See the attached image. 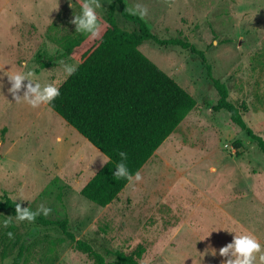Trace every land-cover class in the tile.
I'll return each instance as SVG.
<instances>
[{
  "label": "rangeland",
  "instance_id": "1",
  "mask_svg": "<svg viewBox=\"0 0 264 264\" xmlns=\"http://www.w3.org/2000/svg\"><path fill=\"white\" fill-rule=\"evenodd\" d=\"M113 1L98 0V24ZM123 1L129 11L137 4L147 9L142 19L159 38H182L203 52L205 62L180 47L151 41L138 47L196 107L141 168L139 182L128 183L106 207L94 205L79 191L105 156L97 157L47 105L15 101L6 76L32 70L39 82L59 87L68 77L61 61L77 62L47 58L88 35L71 23L83 0H0V198L33 210L50 207L46 219L66 221L70 233L107 261L113 258L107 251L141 247L139 264H222L219 248L242 232L253 234L264 252V156L225 110L212 111L218 95L206 69L227 86L231 103L245 105V125L264 138V0ZM115 18L123 29L136 27L119 10ZM26 234L22 264H94L59 229L1 213L0 264L11 263Z\"/></svg>",
  "mask_w": 264,
  "mask_h": 264
},
{
  "label": "trees",
  "instance_id": "2",
  "mask_svg": "<svg viewBox=\"0 0 264 264\" xmlns=\"http://www.w3.org/2000/svg\"><path fill=\"white\" fill-rule=\"evenodd\" d=\"M117 10L124 20L135 24L134 30L119 26L115 18ZM145 41L161 47H180L205 62L203 52L187 40L162 39L153 34L141 17L131 14L123 0H114L108 5L97 36L88 34L68 42L62 53L47 58L53 61L70 57L77 62L76 72L61 83L60 95L47 106L109 158L79 191L98 207L112 203L129 183L112 175L115 163L121 159L118 153L126 152L130 172H139L196 107L190 94L140 52L138 47ZM37 58L41 60L40 54ZM206 69L218 95L212 111L225 110L231 123L244 130L264 156V138L253 134L242 118L245 105L231 103L227 86L213 77L208 64ZM234 145L238 147L240 142ZM15 203L2 196L0 213L15 218ZM21 222L35 228L59 229L73 248L86 254L94 264H139L143 252L141 247L129 254L107 251L113 255L107 261L92 245L70 233L66 221H52L39 215L31 223ZM27 240L26 234L10 264L23 263Z\"/></svg>",
  "mask_w": 264,
  "mask_h": 264
},
{
  "label": "clouds",
  "instance_id": "3",
  "mask_svg": "<svg viewBox=\"0 0 264 264\" xmlns=\"http://www.w3.org/2000/svg\"><path fill=\"white\" fill-rule=\"evenodd\" d=\"M101 6L98 0H83L80 13L73 15L71 20V23L75 26V31L90 34L92 37L97 36L99 24L96 10ZM130 11L131 14L138 15L141 18L147 15V9L140 4H137ZM212 43L215 46L217 42L213 41ZM61 65L66 76H71L76 72L78 67L75 64L66 63L64 61H61ZM34 75L32 70H17L11 75H6L10 82L8 91L12 94L15 101L22 100L32 108H37L40 105H50L52 101L60 95L59 87L51 82L41 83L38 79L34 78ZM21 91L22 95L18 94ZM97 152L100 153L97 157L101 159L103 153L98 150ZM118 155L121 159L115 163V170L112 175L116 178L127 180L129 184L139 182L142 176L138 171L135 173L130 172L126 162L127 153L120 151ZM108 159V157H103L101 161L102 163H106ZM210 171H215V169L212 168ZM17 199L19 201H24L19 197ZM50 212H52V209L43 204L33 210L29 206L22 207L21 203H15V219L17 221H27L31 223L37 216H48ZM8 223L9 221L5 220L4 227H7ZM6 235L9 238L13 237L11 231L7 232ZM261 249L262 245L253 234L242 232L240 234H234L231 242L219 248L218 254L225 258L222 264H255L257 254H259V261L261 264H264V252H262ZM209 251L213 255L216 254L214 249H210Z\"/></svg>",
  "mask_w": 264,
  "mask_h": 264
},
{
  "label": "crops",
  "instance_id": "4",
  "mask_svg": "<svg viewBox=\"0 0 264 264\" xmlns=\"http://www.w3.org/2000/svg\"><path fill=\"white\" fill-rule=\"evenodd\" d=\"M187 117V116H186Z\"/></svg>",
  "mask_w": 264,
  "mask_h": 264
}]
</instances>
